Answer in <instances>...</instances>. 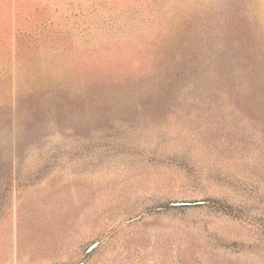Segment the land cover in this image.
Instances as JSON below:
<instances>
[{"label": "rangeland", "instance_id": "rangeland-1", "mask_svg": "<svg viewBox=\"0 0 264 264\" xmlns=\"http://www.w3.org/2000/svg\"><path fill=\"white\" fill-rule=\"evenodd\" d=\"M0 264H264V0H0Z\"/></svg>", "mask_w": 264, "mask_h": 264}]
</instances>
